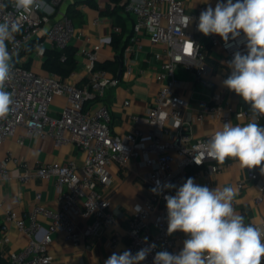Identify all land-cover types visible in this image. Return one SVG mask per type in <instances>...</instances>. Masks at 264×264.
Listing matches in <instances>:
<instances>
[{
  "label": "built area",
  "instance_id": "2783aa9c",
  "mask_svg": "<svg viewBox=\"0 0 264 264\" xmlns=\"http://www.w3.org/2000/svg\"><path fill=\"white\" fill-rule=\"evenodd\" d=\"M66 1L43 0L46 7L34 8L29 14L17 12L12 0H0V4L5 5L0 8V22L7 15L20 24V31L15 34L16 43L8 44L14 68L6 90L13 93L15 103L8 117L0 120V151L8 139L17 136L21 144L26 137L53 139L57 146L72 144L85 154L81 168L73 162H51L33 167L11 154L4 159L0 157V186L13 178L8 164L14 161L19 168L14 176L18 181L53 180L60 200L59 207L55 209L45 205L43 194L37 193L35 205L27 213L20 215L14 210H5L0 228V250L4 251L5 246L11 244L9 233L14 226L28 241L24 248L8 254L10 264H53L50 246L55 234L61 232L66 241L79 244L87 237L99 236L103 231L113 229L117 218L112 201L103 190L114 183L113 165L126 167L136 161L147 170L145 182L149 193L130 218L126 250L134 255L154 244L155 248L141 262L154 264L159 251L179 253L172 235L167 233L164 199L166 195H173L175 189H163V185L170 183L179 187L189 177L194 180L210 178L228 165L229 159L220 164L201 155L203 145L215 132L195 138L192 125L209 119L223 123L250 119L249 109L245 106L236 108L227 102L230 96L239 95L219 86L206 49L207 46L221 49V65L231 71L229 62L234 53L247 52L246 38L241 32L236 38L230 35L225 42L219 35L205 36L199 32V16L209 6L206 3L189 10L187 0H126L119 9L131 16L133 25L130 39L119 58L123 68L121 77L98 69V51L88 49L84 52L88 59L87 76L83 83H77L65 80L57 73L35 68L36 62L46 57L47 39L51 40L50 49L60 51L61 60H65L68 48L82 38V33L63 10ZM189 16L192 21L187 25ZM100 22L97 18L94 24L100 25ZM121 32L120 26L113 27L114 34ZM143 35L153 45L163 47V51L154 53L148 60L156 66L157 91L144 114L132 115L133 130L114 134L111 109L104 98L110 88L121 83L123 77L135 78L145 72L135 58L141 49L140 38ZM102 42H111V37L104 38ZM30 46L32 52L26 55ZM29 60L31 64L28 67ZM179 68L192 74L196 84L211 92L209 100L201 102L199 110H190L185 117L183 113L188 109L189 101L179 93L183 89V81L177 75ZM74 73L70 74L71 77ZM58 97H64L66 103L61 114L53 116L51 107ZM124 105L129 106L130 101ZM258 122L264 126V116L259 117ZM263 176L260 169H248L247 179L259 187L256 204L264 200ZM157 181L162 188L160 194L151 191L157 186ZM244 186L245 181L237 182L238 189L242 190ZM79 219L88 221L83 231L77 230ZM117 242L118 238H115L112 246L115 247Z\"/></svg>",
  "mask_w": 264,
  "mask_h": 264
},
{
  "label": "crops",
  "instance_id": "0c3cea01",
  "mask_svg": "<svg viewBox=\"0 0 264 264\" xmlns=\"http://www.w3.org/2000/svg\"><path fill=\"white\" fill-rule=\"evenodd\" d=\"M110 2L103 1V3H97L98 7H92L86 0H68L63 6V10L67 14L68 7L78 3L77 8L81 18L74 23L82 33V38L74 44V47L77 49L75 58L78 61V67L74 71V76L71 77L69 75L65 80L76 81L77 83H83L85 81L87 76L86 63L88 59L84 55V52L88 49L98 51L99 61L108 59L117 60L119 66L118 72L116 74L110 72L113 75L119 76L121 67L119 58L132 34L133 20L131 16L124 14L120 9L118 10V13L125 19L126 32L124 42L116 49L112 43V39L115 36L113 27L118 25L114 24L112 17L104 12ZM217 2L218 0H187L186 3L188 9L192 10L203 3L215 8ZM97 18L101 20L100 25L94 24ZM108 37H111V42H102L104 38ZM47 40V51L53 50L50 49L51 43L48 44ZM140 45L141 49H139L135 58L137 59L138 66L144 68L145 72L138 74L135 78L123 77L121 83L116 87L110 88L104 98L105 103L111 109V128L114 134L131 132L134 127L132 115L144 114L157 91L158 86L155 81L156 66L150 64L148 60L154 53L163 51V47L153 45L146 35L141 36ZM206 49L208 52V61L214 70V79L221 88H227L223 85V81L227 79L231 71L221 65L222 50L211 46H207ZM31 52L30 46L26 55ZM30 61L26 66H30ZM45 61L46 57L41 61L38 60L35 65L36 70L46 71L43 65ZM179 71L185 74V80L179 76ZM177 75L183 81V89L179 93L189 101L188 109L183 113L185 117L190 110H199L201 102L209 100L211 92L196 84L193 75L186 72L183 68L177 70ZM123 85L126 87L123 88ZM126 101H130L129 106L124 105ZM227 102L236 108L246 105L240 96H230L227 98ZM65 103L66 99L64 97L56 98L51 107V114L53 116H59ZM248 120V118H240L233 120L232 123L234 125L237 123L246 124ZM223 124L219 120L209 119L201 124H193L191 130L195 138H202L221 130ZM9 154L14 158L28 162L33 167L51 162H73L81 168L85 159L84 152L72 144L57 146L53 139L42 140L40 138L29 137H26L25 142L21 144L18 142L17 136L8 139L0 151V157L3 159ZM8 167L12 172L13 178L0 186V228L4 222L5 210H14L20 215L27 213L35 205V196L37 193L43 194V202L45 205L55 209L59 207L60 200L55 181L38 178L30 183H22L14 177L19 171L16 163L10 161ZM111 171L114 183L111 187L105 188L103 193L112 201L113 212L117 218V225L113 229L103 231L99 236L87 237L79 244L66 241L61 232L55 234L54 241L50 246V252L54 257L53 264H104L113 253L120 254L127 249L129 240L126 235V230L130 218L134 214L137 206L148 197L149 192L145 182L147 170L140 162L132 161L126 167H120L115 164L111 167ZM247 174V168L241 169L237 161L229 159L228 165L222 172L210 178L196 179L194 183L207 186L210 189L234 186L238 190V194L233 202L236 211L245 217L246 223L264 225V200L261 204L255 203V199L259 196V187L256 182H250L247 179ZM261 179L264 181V176ZM240 180L245 181V186L242 190L237 187V182ZM87 224V220L79 219L77 230H85ZM9 234L12 242L4 248V254L6 256L13 250L17 251L24 248L28 241V238L19 233L14 226H12ZM115 238H118V242L113 247L112 242ZM187 238L180 231L172 234V239L179 252L182 250L184 241Z\"/></svg>",
  "mask_w": 264,
  "mask_h": 264
},
{
  "label": "clouds",
  "instance_id": "9594fccd",
  "mask_svg": "<svg viewBox=\"0 0 264 264\" xmlns=\"http://www.w3.org/2000/svg\"><path fill=\"white\" fill-rule=\"evenodd\" d=\"M12 3L17 12L29 14L34 8L46 7L43 0H12ZM186 20L188 25L192 17ZM197 30L205 36L219 35L225 42L230 35L236 38L243 32L247 52L234 53L229 62L231 74L223 85L250 104L248 122L224 123L203 145L201 155L220 164L234 159L241 169L259 168L264 174V126L258 122L264 116V0H218L214 9L209 5L200 13ZM19 31L18 21L7 15L3 17L0 22V120L8 117L15 103L13 93L6 90L14 68L8 44L16 43L15 34ZM156 184L151 191L160 194V182ZM163 189H175L174 195L164 197L168 235L180 231L188 238L177 254L157 252L154 264H264V225L246 223L245 217L236 211L233 202L238 190L234 186L210 189L189 177L179 187L167 183ZM152 248L154 244L134 255L130 250L113 253L104 264H141Z\"/></svg>",
  "mask_w": 264,
  "mask_h": 264
},
{
  "label": "trees",
  "instance_id": "16d2710c",
  "mask_svg": "<svg viewBox=\"0 0 264 264\" xmlns=\"http://www.w3.org/2000/svg\"><path fill=\"white\" fill-rule=\"evenodd\" d=\"M126 0H111L110 4L106 6L104 10L105 14L112 17L114 24L122 27L121 34H115L112 39L114 47L117 49L124 42V35L126 32V23L125 19L118 13L120 5ZM86 2L92 7H98V4L95 0H86ZM78 3L72 4L67 9V16L72 19L73 22L79 20L81 15L79 14ZM77 49L74 46H71L66 51V59L61 60V52L57 50H48L46 52V61L44 62V69L48 72H54L61 75L64 79L67 78L72 72H74L78 67V61L75 58ZM122 54L120 55V57ZM98 69H104L111 71L116 74L118 72L119 66L117 60H105L98 61ZM246 109H250V104L246 103ZM0 264H10L8 257L4 254V251L0 250Z\"/></svg>",
  "mask_w": 264,
  "mask_h": 264
},
{
  "label": "rangeland",
  "instance_id": "374dc122",
  "mask_svg": "<svg viewBox=\"0 0 264 264\" xmlns=\"http://www.w3.org/2000/svg\"><path fill=\"white\" fill-rule=\"evenodd\" d=\"M47 43L50 44V43H51V40L48 39V40H47ZM102 60H103V59H102ZM178 74H179V76H181V78H182L183 80L186 79L185 74H183L182 71H179ZM122 87L125 88L126 86L123 85ZM196 99H197V97H196Z\"/></svg>",
  "mask_w": 264,
  "mask_h": 264
},
{
  "label": "water",
  "instance_id": "95a60500",
  "mask_svg": "<svg viewBox=\"0 0 264 264\" xmlns=\"http://www.w3.org/2000/svg\"><path fill=\"white\" fill-rule=\"evenodd\" d=\"M121 64V67H120V71H119V77H121V75H122V63H120Z\"/></svg>",
  "mask_w": 264,
  "mask_h": 264
}]
</instances>
